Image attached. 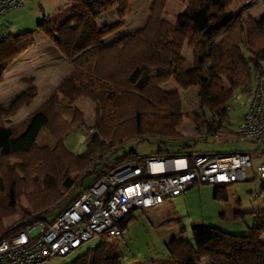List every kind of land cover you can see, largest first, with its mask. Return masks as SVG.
Segmentation results:
<instances>
[{"label": "trees", "instance_id": "obj_1", "mask_svg": "<svg viewBox=\"0 0 264 264\" xmlns=\"http://www.w3.org/2000/svg\"><path fill=\"white\" fill-rule=\"evenodd\" d=\"M168 1L153 0L143 27L112 44L104 39L124 27L132 0H69L58 24L45 18L38 22L37 31L71 71L20 123L7 125L36 97L34 77L23 78L25 90L8 108L0 107V237L24 227L22 222L9 228L3 225L16 214L22 197L28 206L23 209L26 222L45 221L116 165L130 159L196 154L187 151L188 145L177 144L183 138L182 102L177 90L163 89L170 81L182 91H197L193 122L200 137L235 139L236 131L229 126V102L237 91L251 98L253 82L264 77L262 22L231 11L232 0H188L184 23H171L165 18ZM113 8L118 10L117 23L99 28L97 20ZM35 45L33 32L3 35L0 85L10 66ZM184 48L191 52V62L183 56ZM59 97L73 111L69 121L56 111ZM79 99L94 105L89 126L75 107ZM77 129L93 132L80 152H72L65 138ZM41 132L52 137L53 147L37 145ZM150 140L156 145L154 153L118 154L130 142ZM213 186L214 199L227 202L230 185ZM252 215L246 235L193 228L192 243L169 242V260L172 264H264V210ZM133 219L132 213L120 226L127 232ZM120 259L117 247L103 240L70 264H120Z\"/></svg>", "mask_w": 264, "mask_h": 264}, {"label": "rangeland", "instance_id": "obj_2", "mask_svg": "<svg viewBox=\"0 0 264 264\" xmlns=\"http://www.w3.org/2000/svg\"><path fill=\"white\" fill-rule=\"evenodd\" d=\"M247 1L232 0L230 10L241 17L250 15L248 12L245 14L246 7L249 4ZM256 1L264 9V4L259 0ZM152 2L153 0H132L129 12L124 18V27L104 39V43L112 44L121 37L141 29L149 15ZM187 2L188 0H169L165 10V18L171 23L183 24L185 19L183 12ZM68 4L69 0L26 1L23 9L12 10L0 16V34L16 35L24 32H33L37 45L36 50L41 52V55L61 59L71 71L70 66L57 50L37 31L38 22L44 18L51 24H58L60 20H63L62 9ZM117 11V8H113L102 18L98 19L96 25L99 28L105 25H115L117 23ZM262 29L264 28L262 27ZM182 54L188 62L192 61L189 50L184 48ZM38 67L40 68V66ZM36 70L37 67L34 68L33 66L21 67L19 69L20 74L18 75V78L21 77L19 80L17 77H11L12 71L10 68L6 71L7 73L5 72L3 83L0 85V107L3 109L8 108L11 102L25 90V86L21 83V80L33 77V73L35 74ZM254 86L255 83L253 82L252 90ZM35 87L37 94L32 103L15 117L11 118L7 125H16L23 121L52 93L51 85L40 84L38 88L36 85ZM163 89L166 91L177 90L179 93L182 102L181 113L183 114L180 132L183 138L177 144L179 146L188 145V152L219 155L253 151L255 148H258L255 145L241 143L235 139H223L212 136L200 137L196 133V125L193 122V114L198 112L197 91L195 89L182 91L173 81L163 86ZM249 101L250 97L247 94L237 91L229 102L231 110L228 119L229 126L233 130H236L242 116L247 111ZM92 106L93 104L87 99H79L75 103V107L85 117L87 126L92 124L94 117ZM57 108L60 113L59 115H62L61 117H64L63 115L69 112L64 119L71 120L73 111L67 108V101L64 98H61V102ZM83 130L77 129L76 132L82 136L85 134ZM87 135L85 134V138L81 139V141L74 134L72 136L69 135L65 139L66 147L72 152H80L86 142ZM198 137L200 138L198 139ZM50 139H52L50 135L46 132H41L37 139V145L39 147H53L54 145L50 142ZM260 149H264V145L260 146ZM129 150H134L140 156H147L155 152L156 145L153 143V140L146 142L133 141L119 150L118 154H124ZM176 150L175 148L172 149V151ZM261 164H264V157H252V168L247 169L245 172L247 180L227 187V202L214 199L213 185H201L191 188L173 201H166L162 205L152 209L135 211L133 213L134 219L128 224L127 232L122 237L104 238L95 236L85 243L81 249L65 258H53L46 264H70L76 258L83 255L88 248L96 246L103 240L107 241L108 245L117 247L120 251V264H172L167 252L169 242L176 240L177 242L192 243L193 228H217L228 234L246 235L252 224V213L264 210V177H261L257 172V167ZM19 205V207L17 206L16 214L4 221L3 225L5 228L20 224L21 222L23 223L27 219L23 209H27L28 206L23 197ZM60 208L56 209L54 214H58L62 210ZM238 212L242 213V215L235 218ZM262 239L264 241V235ZM202 264H206V262L203 261Z\"/></svg>", "mask_w": 264, "mask_h": 264}, {"label": "built area", "instance_id": "obj_3", "mask_svg": "<svg viewBox=\"0 0 264 264\" xmlns=\"http://www.w3.org/2000/svg\"><path fill=\"white\" fill-rule=\"evenodd\" d=\"M26 1L31 0H0V16L23 9ZM235 131L237 141L258 148L219 155L130 159L114 166L58 214L45 221L25 220L22 230L0 237V264H46L56 257L65 258L95 236L122 237L126 230L121 222L137 210L173 201L192 187L246 181L252 157H264L260 149L264 145V77L256 79L247 111ZM257 172L264 177V164Z\"/></svg>", "mask_w": 264, "mask_h": 264}, {"label": "crops", "instance_id": "obj_4", "mask_svg": "<svg viewBox=\"0 0 264 264\" xmlns=\"http://www.w3.org/2000/svg\"><path fill=\"white\" fill-rule=\"evenodd\" d=\"M247 2H249V4L246 7L245 14L248 12L252 17L258 20L261 19L262 27L264 28V9L260 7L257 1L255 2V0H248ZM247 2H245V4H247ZM36 48L37 45H35L34 48L30 49L26 54H24L16 63H14L10 67V70L12 71L11 77H17V79L19 80L21 77L18 78V75L20 74L19 69L21 67H28V66L30 67L33 66L34 68L37 67V70L35 72L36 73L39 72V73L37 75L36 73L35 74L33 73V77H35V85L37 86V88L39 87L40 84L51 85V91L53 92L60 83V81L69 73L70 69L67 67V65H65L64 61H62L61 59H58L57 57H48L45 55H41V52L37 51ZM38 66H40V68ZM60 102H61V97H59V104ZM92 108L94 110V105L92 106ZM56 111L58 114H60L58 108H56ZM67 114H69V112L63 115L64 116L63 118H66ZM73 134L74 136H76V138H79V141H81V139L85 138L86 133L81 136V134H79L75 130L74 132H71L69 135L72 136ZM50 142L54 145V140L50 139Z\"/></svg>", "mask_w": 264, "mask_h": 264}]
</instances>
